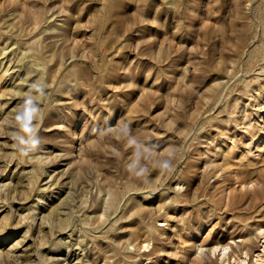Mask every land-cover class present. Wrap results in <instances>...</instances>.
<instances>
[{"label":"rangeland","instance_id":"1","mask_svg":"<svg viewBox=\"0 0 264 264\" xmlns=\"http://www.w3.org/2000/svg\"><path fill=\"white\" fill-rule=\"evenodd\" d=\"M261 108L264 0H0V264H231Z\"/></svg>","mask_w":264,"mask_h":264},{"label":"bare ground","instance_id":"2","mask_svg":"<svg viewBox=\"0 0 264 264\" xmlns=\"http://www.w3.org/2000/svg\"><path fill=\"white\" fill-rule=\"evenodd\" d=\"M259 105H260V103H259ZM261 110H264V109L261 108ZM243 183H247V182H243ZM252 185L253 184H251V186ZM244 186L247 187L246 184H244ZM177 188H179V187H177ZM253 200L255 202L264 200V195L262 194V190L256 189L253 192ZM260 211L262 212V214H261L260 220L259 219L257 220L258 225L256 228H254L252 231H250V233H247L246 235H243V236L234 235L232 238H230L229 243L225 246H221V244H220V246L215 245V247H213V249L211 250V253L220 259H224L227 256L228 257L230 256L231 260H232L231 264H264V207ZM160 221H163V220H160ZM164 224H165V222H164ZM159 227L162 230L163 224H159ZM143 241H145V239H143ZM203 246H205V245H203ZM196 247L198 248V246H196ZM198 250H199V248H198ZM203 250H205V249H203V248L200 249V252L202 251V253H204ZM196 252H198V251H196ZM200 252H199V254H202Z\"/></svg>","mask_w":264,"mask_h":264}]
</instances>
